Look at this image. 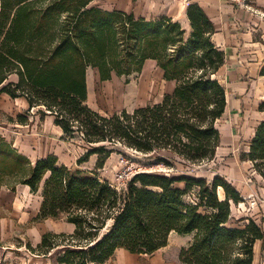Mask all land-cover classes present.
Wrapping results in <instances>:
<instances>
[{
    "label": "trees",
    "instance_id": "obj_1",
    "mask_svg": "<svg viewBox=\"0 0 264 264\" xmlns=\"http://www.w3.org/2000/svg\"><path fill=\"white\" fill-rule=\"evenodd\" d=\"M92 1L0 0V94L24 99L28 111L51 117L63 136L87 146L77 167L52 154L33 163L0 135V191L27 187L41 197L38 220L74 226L72 233L46 232L35 248L26 247L41 256L53 252L57 264H103L120 249L153 254L176 233L192 235L179 252L184 264H252L254 244L264 233L251 219L231 223V205L242 197L225 178L142 171L118 190L99 175L118 146L142 154L166 151L191 164L214 159L220 145L216 122L227 99L214 78L225 55L211 40L212 22L190 3L187 34L171 17H136ZM149 60L174 83L171 93L111 115L88 106V69L101 81L128 79ZM257 111L264 115V99ZM93 155V169L79 167ZM243 157L264 179V117Z\"/></svg>",
    "mask_w": 264,
    "mask_h": 264
},
{
    "label": "rangeland",
    "instance_id": "obj_2",
    "mask_svg": "<svg viewBox=\"0 0 264 264\" xmlns=\"http://www.w3.org/2000/svg\"><path fill=\"white\" fill-rule=\"evenodd\" d=\"M187 1L93 0L91 6L133 13L136 17L146 19L175 15L182 28L189 34L190 27H187L185 17L181 14ZM250 1L253 3L251 5H254V0ZM252 12L264 19V13L257 10ZM261 41L264 44V40ZM171 90L172 83L163 79V72L153 61H147L140 74L128 79L112 76L110 80L101 81L95 69L87 71V104L103 115H111L123 109L132 111L149 103H157ZM36 110L28 111L27 103L22 98L11 99L5 94H0V135L33 163L52 154L60 164L77 167V160L85 154L87 146L77 138L68 139L63 136L51 117L41 119ZM18 115L22 116V120L25 119L24 123H18L21 120ZM263 117L262 113L251 111L249 108L237 117L232 112L230 115H223L216 122L220 145L211 161L191 164L166 151L142 154L118 146L114 147L99 175L121 189L133 174L142 171L204 177L208 181L219 175L231 183L242 197V202L231 205V223L237 225V222L241 224L251 219L264 233V179L243 157L248 151L253 128ZM162 158L170 165L166 166L160 161ZM95 162L96 156L93 155L79 167L90 170L95 167ZM179 186L183 187L182 184ZM191 198L192 192L186 196V200ZM40 203L39 194L30 193L27 187L18 186L14 191L1 189L0 264H42L49 256L33 254L26 246L35 248L39 238L46 232H69V227L63 219L38 220ZM191 240L192 235L172 233L167 245L153 254L137 255L117 250L107 264H184L179 260V252L181 248L187 247ZM252 264H264V238L254 244Z\"/></svg>",
    "mask_w": 264,
    "mask_h": 264
},
{
    "label": "crops",
    "instance_id": "obj_3",
    "mask_svg": "<svg viewBox=\"0 0 264 264\" xmlns=\"http://www.w3.org/2000/svg\"><path fill=\"white\" fill-rule=\"evenodd\" d=\"M253 2L254 5H251L253 3L250 0H188L186 2V5L196 3L203 9L214 27L211 40L224 52L225 62L214 75L221 84L224 82L222 85L227 99L224 115L227 113L230 115L232 112L237 117L248 108L257 111L258 104L264 99V76L259 75V70L264 65V44L261 41L264 40V19L252 12L257 10L263 14L264 0ZM186 5L181 14L185 17L184 21L189 28ZM168 17L178 21L175 15ZM171 83L173 90L174 83ZM261 120L262 118L257 121L255 127ZM254 131L255 128L251 132L249 142ZM67 225L68 233H72L74 226L69 223ZM40 239L41 237L39 242ZM48 256L49 258L42 264H57L53 252Z\"/></svg>",
    "mask_w": 264,
    "mask_h": 264
},
{
    "label": "built area",
    "instance_id": "obj_4",
    "mask_svg": "<svg viewBox=\"0 0 264 264\" xmlns=\"http://www.w3.org/2000/svg\"><path fill=\"white\" fill-rule=\"evenodd\" d=\"M112 185H113V184H112ZM113 186H114L116 189H118V190L121 189L120 187H118V186H116V185H113Z\"/></svg>",
    "mask_w": 264,
    "mask_h": 264
},
{
    "label": "bare ground",
    "instance_id": "obj_5",
    "mask_svg": "<svg viewBox=\"0 0 264 264\" xmlns=\"http://www.w3.org/2000/svg\"><path fill=\"white\" fill-rule=\"evenodd\" d=\"M124 264H127V263H124Z\"/></svg>",
    "mask_w": 264,
    "mask_h": 264
}]
</instances>
